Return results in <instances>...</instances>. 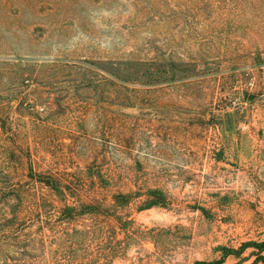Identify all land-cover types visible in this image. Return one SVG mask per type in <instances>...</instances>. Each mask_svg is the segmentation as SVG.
I'll list each match as a JSON object with an SVG mask.
<instances>
[{"label":"rangeland","instance_id":"374dc122","mask_svg":"<svg viewBox=\"0 0 264 264\" xmlns=\"http://www.w3.org/2000/svg\"><path fill=\"white\" fill-rule=\"evenodd\" d=\"M263 239L264 0H0V264Z\"/></svg>","mask_w":264,"mask_h":264},{"label":"trees","instance_id":"16d2710c","mask_svg":"<svg viewBox=\"0 0 264 264\" xmlns=\"http://www.w3.org/2000/svg\"><path fill=\"white\" fill-rule=\"evenodd\" d=\"M123 199L124 198L121 196H116L115 202L121 203L123 201ZM87 209L89 210V212L97 213V214L100 211V208L97 206H89ZM69 211L71 213V212H75L77 210L74 208H70ZM248 249H253L251 256L255 257V260L252 264L264 263V239H263L260 242L245 243L238 250L229 249V248H222L223 254L219 260H215V261H211V262H208V261L197 262L196 264H224L225 261L230 256H234L236 258H241L242 255L244 254V252Z\"/></svg>","mask_w":264,"mask_h":264}]
</instances>
